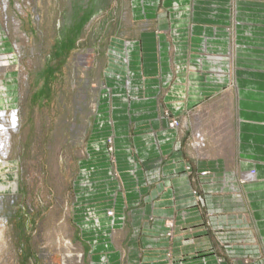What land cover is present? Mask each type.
Wrapping results in <instances>:
<instances>
[{
	"label": "rangeland",
	"instance_id": "rangeland-1",
	"mask_svg": "<svg viewBox=\"0 0 264 264\" xmlns=\"http://www.w3.org/2000/svg\"><path fill=\"white\" fill-rule=\"evenodd\" d=\"M140 2L8 0L5 8L4 0H0V66H6L0 78V112L6 114V122L12 113L17 120L11 137L12 149L0 158V264H73L71 260L62 262L66 252H73L74 256L83 254V264H90L86 228L76 223L75 216L89 219L88 208L103 203L95 202L99 197L95 193L103 191L101 186L88 191L92 180L86 175L92 171L91 155L95 154L99 162L96 163L103 165L101 143L104 139L108 155H113L108 135L107 111L111 110L107 86L114 85L118 77L131 75L130 67L135 68V76L161 80V74L156 73L160 60L157 52L150 53L148 58L136 56L129 63L123 55V45L135 44L141 33H155L159 27L158 21H149L145 26L144 21L133 18ZM15 22H18L17 28ZM240 22L256 23L254 20ZM229 47L234 48L231 40ZM180 53L178 62L172 61L175 77L170 87L160 93L163 105L160 111H164L169 127L184 129L186 123H196L195 118L203 111L209 112L202 121L205 126L217 125L226 111H232V122L236 111L235 92H228L230 87L233 89L232 83L221 84L219 92L207 95L187 110L183 108L182 114H172L165 107L164 97L177 74L184 75L182 70L177 71L185 62L183 52ZM230 53L213 57L224 61ZM180 88L185 95L180 94L186 97V82ZM186 144L189 146L185 133L180 148L185 157ZM167 160L162 163L163 167L167 166ZM111 165L112 176L122 184L119 173ZM194 166L191 170L193 165L190 167L185 162L175 168L185 174L191 172L198 213L204 220L203 225L186 224L181 231L190 245L186 252H192L195 243L203 241L209 231L208 239L214 250L228 257V262L264 264L261 239L250 224L239 189L245 182L244 177L237 178L232 171H215L210 164L202 165V169ZM150 185V191L155 189L154 182ZM150 195L148 191L138 198L136 206L128 207L124 218L127 241L131 235V212L144 210ZM112 214L107 211L108 216ZM123 245L127 257L128 244ZM124 262L127 264L128 260Z\"/></svg>",
	"mask_w": 264,
	"mask_h": 264
},
{
	"label": "crops",
	"instance_id": "crops-1",
	"mask_svg": "<svg viewBox=\"0 0 264 264\" xmlns=\"http://www.w3.org/2000/svg\"><path fill=\"white\" fill-rule=\"evenodd\" d=\"M137 4L133 18L144 21L145 26L158 21L159 27L155 33H141L135 44L123 45V55L129 63L136 56L148 58L157 52L160 60L156 73L161 74L162 84L158 79L135 76V68L129 64L131 75L118 77L114 85L108 83V135L113 155H108L104 139L103 165L91 155L92 171L86 175L92 180L88 191L101 186L103 191L95 193L100 197L95 202L103 203L88 208L91 213L86 221L75 216L76 223L86 228L90 264H125V259L127 264H232L228 257L216 253L208 239L209 231L203 241L194 244L192 252H186L190 245L181 231L186 224L203 225L204 220L193 194L191 172L175 169L185 162L193 165L191 170L195 164L199 169L210 164L211 169L232 171L237 178L255 172V179L239 189L264 251V0H141ZM246 20L256 23H239ZM230 40L234 48L229 47ZM174 52L177 54L171 55ZM180 52L185 62L182 67L177 65V71L184 75L177 74L164 97L165 107L172 114H182L183 108L187 110L219 92L221 84L232 83L233 89L228 90L235 92L232 122V111H226L217 125L205 126L202 121L209 112L203 111L195 118L196 123H186L184 129L169 127L164 111H160V93L175 77L171 66L172 61L178 62ZM222 53H230L229 59L213 57ZM184 82L188 86L186 97L180 88ZM177 108L181 109L175 111ZM185 133L189 143L186 157L180 152ZM166 158L167 166L163 167ZM112 163L122 184L111 174ZM152 180L156 186L150 191ZM148 191L151 195L145 209L131 212L127 241L125 213ZM107 211L113 212L111 217ZM124 243L128 244L127 257ZM202 255L205 257L200 258Z\"/></svg>",
	"mask_w": 264,
	"mask_h": 264
},
{
	"label": "bare ground",
	"instance_id": "bare-ground-1",
	"mask_svg": "<svg viewBox=\"0 0 264 264\" xmlns=\"http://www.w3.org/2000/svg\"><path fill=\"white\" fill-rule=\"evenodd\" d=\"M4 7L6 8L8 5V0H4ZM20 7V6H19ZM8 8V7H7ZM16 20V19H15ZM20 22V21H19ZM16 28L18 27V22H15ZM1 63V62H0ZM4 63V62H3ZM2 64V63H1ZM0 72L2 73L0 75V78L5 74L6 72V66L4 64V66H0ZM3 79V78H2ZM1 79V80H2ZM9 112V111H8ZM17 113V112H16ZM10 121L6 122V114L5 113H1L0 112V158L4 157L7 155V153L9 152V149L12 147H10L11 144V137L12 132L15 131L16 129V116L14 113H12V115L10 116ZM13 143V142H12ZM12 149V148H11ZM255 172L253 171V173H248L246 174L244 177V183H246L247 180H254L255 179ZM242 180V181H243ZM70 242V241H69ZM70 245V243L68 244V246ZM69 248V247H68ZM67 248V250H68ZM79 249V248H78ZM70 250V249H69ZM72 250V249H71ZM73 251V250H72ZM75 252V251H74ZM84 252V251H83ZM73 253V252H72ZM69 254L68 252L64 253L62 255L63 261L65 260H71L74 261L73 264H83V259H84V255L83 254H78L76 256ZM80 253V252H79ZM45 255V254H44ZM65 263V262H64ZM63 263V264H64ZM62 264V263H61Z\"/></svg>",
	"mask_w": 264,
	"mask_h": 264
}]
</instances>
